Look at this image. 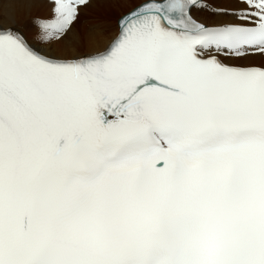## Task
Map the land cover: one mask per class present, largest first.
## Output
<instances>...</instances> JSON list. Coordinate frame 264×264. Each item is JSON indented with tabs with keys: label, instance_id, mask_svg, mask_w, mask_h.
Returning a JSON list of instances; mask_svg holds the SVG:
<instances>
[{
	"label": "snow or ice",
	"instance_id": "obj_1",
	"mask_svg": "<svg viewBox=\"0 0 264 264\" xmlns=\"http://www.w3.org/2000/svg\"><path fill=\"white\" fill-rule=\"evenodd\" d=\"M46 2L0 24V264H264V0Z\"/></svg>",
	"mask_w": 264,
	"mask_h": 264
},
{
	"label": "bare ground",
	"instance_id": "obj_2",
	"mask_svg": "<svg viewBox=\"0 0 264 264\" xmlns=\"http://www.w3.org/2000/svg\"><path fill=\"white\" fill-rule=\"evenodd\" d=\"M0 3H2V7H0V24L7 25L15 23L19 26L27 24L28 28L32 29L28 31L30 38L36 35L35 26L31 23L32 18L37 16H47L50 14L51 5L48 4L46 0H36V2L32 3L17 2V0L4 2V0H0ZM118 6L119 5L97 3L81 10V17L74 26L75 29L81 34H85L89 27L98 26L100 34L94 44L81 48L79 49L80 51L92 52L98 48L107 46L111 39L117 34L116 22L118 19L114 22L107 21L106 18L114 19L113 16H115L116 12L122 15L123 11H117ZM127 6L132 7V4H128ZM198 16L209 23L216 19V17L211 16L208 12L198 13ZM57 54H64L63 50H58Z\"/></svg>",
	"mask_w": 264,
	"mask_h": 264
},
{
	"label": "rangeland",
	"instance_id": "obj_3",
	"mask_svg": "<svg viewBox=\"0 0 264 264\" xmlns=\"http://www.w3.org/2000/svg\"><path fill=\"white\" fill-rule=\"evenodd\" d=\"M120 7H122V8H120ZM129 7H130V6H127V5L124 6V7L119 5L118 8H117V11H123V13H124V12H126V10H127ZM122 9H123V10H122ZM123 13H122V14H123ZM117 14H118V13L116 12L115 16H113L114 19H107V18H106V20H107V21H114V22H116V19H118V17L121 16V14H118V15H117ZM103 19H105V18H103Z\"/></svg>",
	"mask_w": 264,
	"mask_h": 264
}]
</instances>
